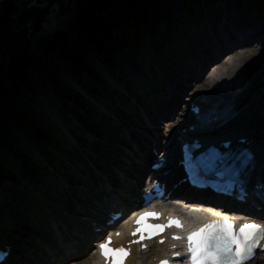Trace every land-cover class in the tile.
I'll return each instance as SVG.
<instances>
[{"label": "rangeland", "instance_id": "374dc122", "mask_svg": "<svg viewBox=\"0 0 264 264\" xmlns=\"http://www.w3.org/2000/svg\"><path fill=\"white\" fill-rule=\"evenodd\" d=\"M3 1L0 0V9ZM32 1L35 2L16 0V4L19 10H22ZM42 1L47 5V0ZM161 1L172 13L170 23L164 22L161 14H157L152 2L145 1L141 5L143 26L130 23L126 29L122 26L116 27L111 39L103 44V54L87 43L90 69H79L73 61L50 54L43 61L42 71L31 74L28 87L10 86L4 77H1L2 88L7 89L10 107L16 111H27L30 108L29 111L32 109L36 113L30 123L22 119L0 123V213L5 219L15 214L19 221L18 227H11L14 232L8 228L11 226L9 221L4 225L0 224V237L3 238L0 245L5 241L11 242L13 247L6 264H72L83 262L95 253L93 246H90L69 260L61 259L66 241L64 234L58 229L60 222L53 220L51 211L42 205L38 196L44 193L59 206L62 201L64 208L70 213L85 210L89 212L88 208L97 209L98 207L92 205L97 206L100 199L106 196L105 191L110 188L111 193L122 196L120 188L126 184L124 177L119 178L116 171L121 167L122 170L126 168L122 156L137 157L138 146L142 148V143H149L151 135L165 143L164 130H169V135L173 132L175 137L177 128L187 127L193 120L191 114L186 120L183 115L190 113L188 102L193 98L194 92L196 94L203 90L214 94V89L209 88L207 83L212 75L209 59H214L213 54H200L199 66L192 59V51L196 50L194 48L210 40L208 28L216 30L230 20L241 25H251L250 27L257 30L258 36L252 38L251 42L246 40L249 42L238 50L239 55L235 58L230 56L232 53H223L214 62L221 66L227 62L230 67L233 64L231 74L220 83L227 80L239 82L234 93L242 102L235 109L239 112L238 117L243 120L238 119V125L229 131H234V128H247L249 123L251 128L259 125L264 116V20L240 13V7L234 0H216L214 4L189 0L195 8L190 13L183 10V0ZM52 4L57 5V2ZM208 10L212 11V14L214 11L221 13L214 19H208ZM52 18L61 20L63 16L54 10ZM208 22L211 23L206 26ZM8 27L4 30L0 22V54L7 51L13 33L19 29L17 22L9 24ZM128 30L129 34L131 33L129 41L125 38ZM190 62L195 64L191 71L183 69L180 74H176L175 84L183 86V93L179 94L177 87L174 88L176 92L172 93L175 99L182 98V101L177 103L176 107L170 104L172 111L169 114L174 115L167 116L159 124V120L168 115L160 106V98L168 100L165 95L167 93L163 94L160 90L156 95V106H153L152 100L149 101L146 96L150 81L154 79L162 82L161 74L165 66L170 68L173 65L174 69H178L175 65L187 66ZM199 67L202 71L196 76ZM226 68L225 65L222 70ZM195 82L198 85L191 87ZM171 102L172 100H169V103ZM247 108H250V112ZM144 112L148 121H152L151 128L157 132H151L143 124H135L137 118L146 120L143 118ZM51 113L60 119L62 127L55 121L52 123ZM170 124H175L172 132L168 126ZM38 125L43 131L37 129ZM145 129H148L149 134L141 133V130ZM70 143H79V146L76 144L72 147ZM131 144L135 146V153L130 151ZM125 148L129 153H122ZM173 150H178V145H175ZM40 156L54 163L56 169L51 172H58V178L61 175V179L57 180L53 173L51 175L44 168V162L38 160ZM66 161H71L75 171L73 167L66 170ZM87 169L93 172L92 178L87 174L88 179L94 182L92 188L86 178L78 172L82 170L87 173ZM135 169L136 166H133L131 173ZM75 180L81 181L78 184L82 185L77 187ZM26 181H30L29 186L25 185L22 189L20 184ZM95 186L99 187V191L95 190ZM75 191L84 196H78V193L75 195ZM136 196L137 201H140L138 193ZM84 199L87 202L83 203ZM60 211L62 214L59 219L67 221L68 215L61 206ZM81 228H84V225ZM47 242L50 243L45 249L43 244Z\"/></svg>", "mask_w": 264, "mask_h": 264}, {"label": "bare ground", "instance_id": "6f19581e", "mask_svg": "<svg viewBox=\"0 0 264 264\" xmlns=\"http://www.w3.org/2000/svg\"><path fill=\"white\" fill-rule=\"evenodd\" d=\"M234 12H235V8H234ZM211 22H209L208 24H210ZM207 24V25H208ZM251 25H241V23H236L233 21L226 22L225 24L220 25L218 28H216V30H213L215 28H208V32L210 33V40L208 37V42L204 41L205 43H203L202 46H196L192 51V59L195 62V64H197V66H199L200 64V58L198 57L200 54H202L203 56L205 54H213L214 59L211 60L209 59V61H211V65L209 66V69H211L212 71V75L210 76V78H208L207 83L209 84V88L212 87V89H214V94L217 97H213L210 98V100L215 101L214 104H210L208 105L206 103V100L201 102L200 99H198L197 102L198 104H201L203 106H206V104L208 106L203 108V113L201 114L203 119H205V123L207 122L206 120H208V118H212L210 120H212V122H214L215 119H213V117H218L216 124H220L222 122V119L219 118V115H225L223 122H225V124L222 127H215L214 129H211L210 126H205V124L198 122L195 131L193 132H184V133H180V131H177L176 129V133H175V137L172 135V131H173V125L175 124H170L168 126H170L169 128H171V132L170 135L167 134L169 132V130H164L163 132H165V140L168 143H161L159 139H157L156 137L151 135V141L149 143H142L144 145V148H140V146H138L139 149V155L137 157L133 156V155H123V161L125 162V166L126 168H124V170H122V167L119 169L122 177H124V183L126 184L123 188H120L121 193H123L122 196H118L114 193H111L112 190L111 188L107 191H105L106 197L104 199H100L99 203H97L96 205H92L95 207H98L97 209L92 208L89 209L87 212L86 210L80 213H70V211L66 210L64 208V205L61 201V207H63V210L65 212L66 215H68V219L67 221H62L59 218L61 217L60 214H62V211H60V206L58 204L55 203V201H53L51 198H48L46 194L42 193L40 194L38 197L41 199V203L43 206L47 207L51 213H52V217L53 220L55 222H60V226L58 227L59 231L61 233L64 234V239L66 241V245H65V249L64 252H62L61 254V259L65 258V259H71L73 257H75L76 255H79L81 252L86 251L87 249L90 248V246H94V240L96 238H98L101 235V232L97 231L96 228L101 227L103 230H105L106 228H112L111 226H107L105 223H103V218L105 213L109 212L112 210V207L116 208H123L126 211L128 209H130V206H136L138 207L140 205V201H137L138 197L136 196L137 193H139V189L141 188L142 184H143V179L140 180L142 178V175L146 172L149 173V175H153L156 179L161 180L163 183H165L166 187L171 190V193L173 195L175 194H180V195H185V197L188 195L187 190L184 189L183 187H185V183H182L180 185H178L177 187H174V183L176 182V180L182 178L183 176V172L182 171H178L177 170V166H176V159L178 157L177 153L175 150L172 151V149L174 148L175 145L179 140L181 139H185V138H192V137H200L202 138V140H205V143H210V142H218L223 140V139H237L238 136L241 137L242 135H239L238 133H244L245 136L248 137V139H251L253 141V143L251 144V148L260 151V148L263 147L264 148V138H262L263 134H264V116H262V119L259 123L258 126H256L255 128L253 127L252 129H250L249 131H246L247 128H242V130H235L237 128H234V131H229V129H232V127L238 125L237 120L240 119L241 117H237V116H232L235 112V109H231V111L229 113H223V111L228 110L229 107L227 108L226 105L224 103H231L234 104V100L232 98H230L229 96H227L228 94L225 93V88H222V83L220 81L225 78L228 77L231 74V70L233 69L232 66L230 67V63H225L222 66L215 64L216 62H214L215 60H218L221 55L227 54V53H232V55H230L231 57H236L237 55H239L238 50L240 48H243L242 46L245 45L247 42H251L252 38H255L256 36H258V32H256L257 30H255L253 27H250ZM246 40H249L246 42ZM199 44V43H198ZM200 45V44H199ZM205 48V49H204ZM199 49V50H198ZM198 50V51H197ZM235 51V52H233ZM244 54H246V52H244ZM192 62V61H191ZM187 66L184 65H175V67H178V69H174V66L172 65L170 68L166 67L163 69L162 72V82L160 80L156 81L154 79H152V81H150L149 87L147 89V94L146 96L148 97V100L151 101L152 100V105L156 106L155 102L158 100L157 96L158 93L160 92V90H162L163 94H165L167 96L168 100H164L162 98H160V106L164 109L165 113L168 114L166 116H164L163 118H161V120H159V124H161L163 121V119L165 120L167 116H169V112H171L172 110H170V104H172V107H176L177 103L180 104L182 101V98L179 99H175L174 95H172L173 92L175 91V87H177V92L183 93V89H182V85H178L175 84V79H176V74H180L181 70L183 69H187L188 71H191L193 69V67L195 66L194 63H191ZM185 63H189V62H185ZM225 65L227 66L226 70H222L225 69ZM229 67V69H228ZM228 69V70H227ZM202 71V68L199 67V70L196 71V76L200 75ZM233 73V72H232ZM175 84V85H174ZM198 84L195 82L193 85H190L191 87L197 86ZM202 86L205 87L204 84H202ZM227 86L232 87V90H236L237 87L239 86V82L234 83L232 85L228 84ZM203 91V90H201ZM195 93V92H194ZM169 94V95H168ZM179 96V95H178ZM181 97V96H180ZM200 97H204L200 95ZM208 97V96H207ZM206 97V98H207ZM174 98V99H173ZM235 98V97H234ZM169 100H172L171 103H169ZM242 99H237V102H240ZM218 102L220 104H218ZM180 107V105H179ZM175 110V109H174ZM215 113H213V115H211V113L213 111H215ZM218 111V112H217ZM247 111L250 112V108H247ZM51 121L54 124V121L58 124V125H62L60 123V119L57 118V116H55L54 113H51ZM54 114V115H53ZM172 114V113H171ZM193 115V113H185L184 116V120H186L189 116ZM174 114L170 115L173 116ZM169 116V117H170ZM146 118V120H140V119H136L135 120V124H143L145 126L148 127V129L151 132H157L156 130H153L151 128V123L152 121H148L147 119V114L144 112L143 113V118ZM241 120H243L241 118ZM148 121V122H147ZM196 123V122H194ZM193 123V124H194ZM62 127V126H61ZM145 128V127H144ZM181 127H179L180 129ZM148 129L145 130H141V133L144 134H149ZM181 130V129H180ZM226 130V131H225ZM162 132V134H163ZM227 136V137H226ZM226 137V138H225ZM173 141V142H172ZM76 144L79 146V143H70V145L72 147H75ZM173 145V146H172ZM157 150L159 154L155 155L154 151ZM130 151L132 153H135V148L134 146L131 144L130 145ZM124 154H126V152L123 150ZM132 157L134 158V160H132ZM162 157H166L165 159V166L162 167L161 169L157 170V171H153L150 167L151 165L154 163V160L158 159V158H162ZM38 160L44 162V168L47 169L49 171V173L52 175V173L54 174L55 178L58 180L59 178L61 179V175L59 176V173L56 171L51 172V170H55L56 166H53L54 163H50L47 159L42 158L41 156L38 158ZM68 163V165H64V167L66 168V170H68L70 167H73L71 165V161H66ZM158 162V161H157ZM253 165L255 167L256 170V165L258 166L257 169L261 170L264 173V168L263 164H264V157L261 155V153L257 155V157H255L254 161H253ZM133 166H136L135 171H133V173H131V169ZM69 167V168H68ZM75 167V166H74ZM72 168L75 171V168ZM43 168V167H41ZM11 169L14 170L13 167H11ZM166 169H169L166 173H164V171ZM15 171V170H14ZM95 171V169L93 168V172ZM67 172V171H66ZM78 172H80L82 174V176L84 178H86V182L90 183L91 188L94 186V182L89 180L87 177V174L90 176V178H92L93 176V172H91L89 169H87V173L86 171H82V170H78ZM100 173V172H99ZM76 174L74 173V176ZM113 175V174H111ZM258 178V177H256ZM65 180V179H62ZM258 180L263 181L262 178H259ZM30 181H26L24 184L21 183L20 187L23 189L25 185L29 186ZM75 184L78 186H81L82 184H78L79 180H75L74 181ZM72 184V183H71ZM251 185V181L249 183V186ZM137 186V187H136ZM187 188V186H186ZM95 190L99 191V187L95 186ZM209 191V190H207ZM206 191V192H207ZM204 192V191H202ZM78 196H84V194L79 193L78 191H75V195ZM196 194V193H195ZM111 196V198L109 197ZM37 197V198H38ZM42 197V198H41ZM177 197V196H176ZM179 197V196H178ZM94 199V198H93ZM191 199H193L194 201L196 200V202H201V197L196 194L193 195L191 197ZM99 200V199H97ZM86 199H84L83 203H85ZM96 201V200H95ZM87 202V201H86ZM235 203L238 206H247V203H239L236 202ZM215 204L217 206H222V207H226L227 205L223 202L220 201H215ZM230 206V205H228ZM229 209H232V206L229 207ZM253 212V214L255 216H258L260 214H264V207H262L261 210L259 211H254L252 208H250ZM139 212V210L136 211V213ZM258 212V213H257ZM14 213V212H13ZM64 214V213H63ZM15 216V217H14ZM60 216V217H59ZM261 217L258 216V219H260ZM18 218H16V215L13 214V216H10V218L5 219V216L3 214L0 213V224L4 225L5 222L9 221V224H11V226L9 225L8 228L9 230L13 231L11 227H18ZM49 219V216L47 217V221ZM18 221V222H17ZM22 221V220H21ZM116 224V223H115ZM114 224V225H115ZM0 225V227H1ZM84 225V228H81V226ZM122 223H120L119 225L116 224V226L118 227L117 230H121L122 232H124L125 234H128L130 232L131 227H128L127 229L124 228V224L122 225ZM81 228V229H80ZM2 232V229L1 231ZM14 232V231H13ZM60 233V235L62 236V234ZM61 239V237H60ZM126 240H128V237H126L122 242L124 243ZM3 241V238L0 237V242ZM50 242L44 243L43 247L46 249V247H48ZM20 247V246H19ZM167 248L166 245H158L156 243H154L151 247V249L147 252H141L138 253L137 251H133L132 256L129 258L128 260V264H147V262H153L154 258H159L162 256V251L165 250ZM21 254V250L19 251ZM97 255L96 253L92 254V256H90L89 258H86L83 262H74L72 264H97ZM147 259H149L147 261ZM60 263V262H57Z\"/></svg>", "mask_w": 264, "mask_h": 264}, {"label": "trees", "instance_id": "16d2710c", "mask_svg": "<svg viewBox=\"0 0 264 264\" xmlns=\"http://www.w3.org/2000/svg\"><path fill=\"white\" fill-rule=\"evenodd\" d=\"M39 1L27 3L19 10L16 0H4L0 9V22L4 30L13 22L19 25V29L11 37L7 51L0 54V123L18 119L30 123L36 116L32 109L29 111L30 108L27 111H16L10 107L7 89L2 88V76L10 86L28 87L31 74L42 71L43 61L50 54L73 61L79 69L88 68L87 43L103 54V44L111 39L116 27L126 29L130 23L143 26L141 5L145 1L155 5L157 14H161L164 22L172 21L170 9L161 0H47V5L42 0ZM202 1L206 4L217 2ZM234 1L243 11L239 9L240 13L264 20V0ZM55 2L57 5L52 4ZM181 5L186 13L195 9L189 0H183ZM54 10L63 16L61 20L52 18ZM220 13L221 11H214L212 14L208 10L206 17L214 19ZM130 34L129 30L125 33L127 41ZM37 129L43 131L39 125Z\"/></svg>", "mask_w": 264, "mask_h": 264}, {"label": "snow or ice", "instance_id": "6c2138e0", "mask_svg": "<svg viewBox=\"0 0 264 264\" xmlns=\"http://www.w3.org/2000/svg\"><path fill=\"white\" fill-rule=\"evenodd\" d=\"M211 165L213 162L208 161ZM162 213L151 211L142 213L135 221L136 227L131 235L138 239L130 241L128 247L113 248L111 236L99 245V252L105 264H125L131 256V246L140 245L141 251L147 250L146 240H152L161 235L167 228L183 227L178 218L169 216L167 224H152L148 221L160 219ZM116 235H120L119 232ZM173 240H180V236H173ZM264 241V224L245 223L239 232L234 231V222L228 219L212 221L204 225L196 232L187 236V252L190 254V264H249L256 257V249ZM164 244L163 239L159 240ZM176 245H172L173 250ZM264 253V248H261ZM181 256L180 252H173L172 259ZM159 264H171V260L165 258Z\"/></svg>", "mask_w": 264, "mask_h": 264}]
</instances>
